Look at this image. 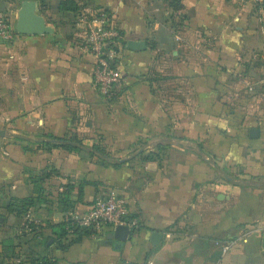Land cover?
Returning <instances> with one entry per match:
<instances>
[{"label":"crops","instance_id":"crops-1","mask_svg":"<svg viewBox=\"0 0 264 264\" xmlns=\"http://www.w3.org/2000/svg\"><path fill=\"white\" fill-rule=\"evenodd\" d=\"M63 1L1 0L15 26L35 3L53 32L0 42V264H264V125L226 102L227 79L257 67L243 58L264 48V4L75 0L61 11ZM100 10L123 35L108 99L82 47L81 18ZM68 135L79 152L42 146ZM112 192L141 222L120 248L109 225L54 242L51 225Z\"/></svg>","mask_w":264,"mask_h":264},{"label":"built area","instance_id":"built-area-1","mask_svg":"<svg viewBox=\"0 0 264 264\" xmlns=\"http://www.w3.org/2000/svg\"><path fill=\"white\" fill-rule=\"evenodd\" d=\"M240 1L243 5L254 3L257 8L264 3V0ZM81 21L86 23L82 47L95 58L94 78L97 89L103 98H111L121 86L118 58L123 47V35L112 24L111 15L106 10H100L92 18L83 16ZM17 33L16 26L0 0V42L11 44ZM73 222L91 227L95 234H98L104 225L114 228L127 225L131 230L141 225L140 220L131 215L127 199L116 192L99 197L82 218L73 219ZM227 249L229 246L226 245L224 250Z\"/></svg>","mask_w":264,"mask_h":264},{"label":"rangeland","instance_id":"rangeland-1","mask_svg":"<svg viewBox=\"0 0 264 264\" xmlns=\"http://www.w3.org/2000/svg\"><path fill=\"white\" fill-rule=\"evenodd\" d=\"M246 58H243L246 60L243 62L247 63L245 68L248 63H251L252 66L255 64L257 67L249 70L248 74L243 71L240 76H238V72H234L233 74L237 75L236 78H239L240 82L236 81L234 77L231 78L232 81L227 79L229 82L226 92L230 99H227L226 102L229 109L246 111L250 115L251 125L262 126L264 125V48H259L254 53L253 51L249 52Z\"/></svg>","mask_w":264,"mask_h":264},{"label":"trees","instance_id":"trees-1","mask_svg":"<svg viewBox=\"0 0 264 264\" xmlns=\"http://www.w3.org/2000/svg\"><path fill=\"white\" fill-rule=\"evenodd\" d=\"M170 5H178V0H169ZM264 4V3H263ZM78 9L77 4L75 0H64L60 5L61 11H76ZM108 13L109 11L106 10ZM121 32V31H120ZM122 34V32H121ZM51 137L49 141H46L43 143V147L47 150H51L53 147H64L72 152H79L81 149V143L78 141V139L71 135H68L66 137H55V136H49ZM94 149L98 153H103L106 151V148L100 144H95ZM33 202L32 199L27 200H21V208L22 211L27 210L31 203ZM52 230V235L54 238V242L59 244L60 248L65 249L67 247L66 243H64V240L68 235H76L75 239L72 242H77L83 236L88 235H95V231L91 227L81 226L73 222L72 218H67L63 222L55 225L50 226ZM36 229V228H35ZM37 233L38 238L42 237V230H39ZM43 244L46 246L48 244V239L46 238L43 241ZM7 249L10 251L11 255H16L15 246L12 244L6 245ZM34 264H56L55 260H47L46 258H43V260L38 262H33Z\"/></svg>","mask_w":264,"mask_h":264},{"label":"water","instance_id":"water-1","mask_svg":"<svg viewBox=\"0 0 264 264\" xmlns=\"http://www.w3.org/2000/svg\"><path fill=\"white\" fill-rule=\"evenodd\" d=\"M30 6L25 8L26 6ZM16 30L22 34H45L52 33L53 29L47 26L44 18L36 13L35 3L25 4L18 13ZM129 47L132 49H141L145 47L144 42H129ZM252 136H258V129H252ZM130 233V228L127 225H119L115 228L113 235L117 240L116 246L121 247ZM155 238H160L161 234L155 233Z\"/></svg>","mask_w":264,"mask_h":264}]
</instances>
